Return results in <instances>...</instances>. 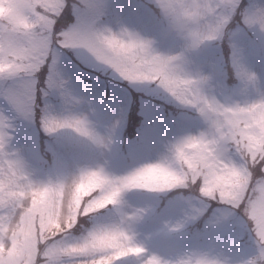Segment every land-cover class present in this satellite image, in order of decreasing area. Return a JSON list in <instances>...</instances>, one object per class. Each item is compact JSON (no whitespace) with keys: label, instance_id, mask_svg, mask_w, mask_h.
<instances>
[{"label":"clouds","instance_id":"9594fccd","mask_svg":"<svg viewBox=\"0 0 264 264\" xmlns=\"http://www.w3.org/2000/svg\"><path fill=\"white\" fill-rule=\"evenodd\" d=\"M0 264H264V0H0Z\"/></svg>","mask_w":264,"mask_h":264},{"label":"rangeland","instance_id":"374dc122","mask_svg":"<svg viewBox=\"0 0 264 264\" xmlns=\"http://www.w3.org/2000/svg\"><path fill=\"white\" fill-rule=\"evenodd\" d=\"M151 136H152V131H151Z\"/></svg>","mask_w":264,"mask_h":264}]
</instances>
